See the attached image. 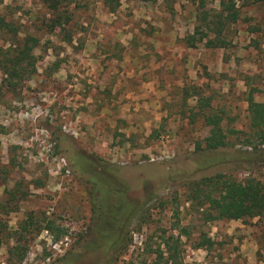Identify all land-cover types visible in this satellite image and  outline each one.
Here are the masks:
<instances>
[{
    "label": "rangeland",
    "instance_id": "374dc122",
    "mask_svg": "<svg viewBox=\"0 0 264 264\" xmlns=\"http://www.w3.org/2000/svg\"><path fill=\"white\" fill-rule=\"evenodd\" d=\"M60 1L71 15L68 43L63 29L49 31L42 0H0L18 36L39 39L32 76L8 85L0 69V264H18L8 261L16 239L26 248L19 264H51L92 238L91 159L115 177L98 193L101 201L114 206L121 194L129 211L143 210L110 264H152V252L179 226H186L181 264H264V215L204 222L190 211L187 183L217 172L239 181L264 177L262 160L249 169L230 157L258 142L247 96L253 90L264 100V2L241 6L225 44L211 47L193 34L196 14H214L218 0ZM210 112L222 116L229 142L217 150L205 148ZM200 230L212 239L209 248L193 246Z\"/></svg>",
    "mask_w": 264,
    "mask_h": 264
},
{
    "label": "trees",
    "instance_id": "16d2710c",
    "mask_svg": "<svg viewBox=\"0 0 264 264\" xmlns=\"http://www.w3.org/2000/svg\"><path fill=\"white\" fill-rule=\"evenodd\" d=\"M263 3L264 0H218L219 9L214 14L206 12L196 14V31L193 35H198L196 39L199 41L206 38V45L211 47H219L225 44L224 31L229 24L235 23L239 18V8L241 6ZM47 4L50 17L47 19L46 25L49 31H53L59 27L66 31L71 15L66 13V8L61 4L60 0H42ZM113 10V9H112ZM201 15V16H200ZM20 32L18 24L10 25L9 20L4 14L0 13V69L8 80V85H16L19 81L29 78L35 72L36 56L33 49L38 45L39 39L32 35L18 36ZM187 37V43L192 46L194 36ZM63 41L67 43L72 40L71 33L67 32L63 35ZM253 90H249L247 96V117L250 132L258 141L253 144L251 150H234L230 157L239 160V165L246 163L243 167L252 168L253 165H247L248 162L259 159L264 164V148L257 146L264 145V100L257 101L253 98ZM204 103H201V106ZM207 104V103H206ZM204 104V105H206ZM206 125L210 126L208 134L204 138L205 148L217 150L226 147L229 142L226 140L225 132L221 126L222 116L215 112L203 115ZM238 130H231L236 132ZM253 143L251 140H248ZM95 159H91V165L87 164L90 171L88 181L92 185V194L90 195L92 204L93 224L91 237L85 240V246L67 258H62L59 262L51 264H110L119 254L124 251L130 243V238L124 235V229L130 223L131 219L142 216V206L136 205L130 209L127 208V202L123 203L124 198L119 194V201L114 206H107L106 202L101 201L98 196L100 192H108L104 190L106 183L112 185V179H115L112 168L106 163H96ZM99 162V161H98ZM93 165V166H92ZM85 167V164L82 165ZM225 174L217 172L213 175H205L196 180L187 181L191 186V195L189 196L190 211L198 213L200 219L204 222L217 219H236L245 221L249 218H259L264 215V177L257 179L248 177L244 181H239L232 176L224 177ZM225 182L224 189H220L221 181ZM225 179V180H224ZM111 181V182H110ZM109 184V185H110ZM112 189L115 190V188ZM111 190V189H110ZM102 197H106L102 196ZM146 210V209H145ZM132 211V212H131ZM28 221L32 219V215L27 216ZM28 221L19 222V227H27ZM45 229L52 231V223L48 222ZM186 226H179L176 236L169 234L153 253L152 264H181V259L177 246L181 243L180 237L182 230ZM59 235H55V239ZM53 242H57L53 239ZM2 237L0 235V245ZM213 244L212 239L207 236L203 230L198 232L193 246L196 248H209ZM8 261H17L18 264L23 261L26 254V248L20 246L16 239L14 244L8 247ZM12 263V262H11ZM127 264H147L135 263L130 261Z\"/></svg>",
    "mask_w": 264,
    "mask_h": 264
},
{
    "label": "built area",
    "instance_id": "2783aa9c",
    "mask_svg": "<svg viewBox=\"0 0 264 264\" xmlns=\"http://www.w3.org/2000/svg\"><path fill=\"white\" fill-rule=\"evenodd\" d=\"M48 231L47 230H45V233H47Z\"/></svg>",
    "mask_w": 264,
    "mask_h": 264
}]
</instances>
